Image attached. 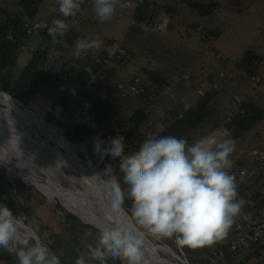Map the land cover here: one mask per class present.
I'll return each mask as SVG.
<instances>
[{
	"label": "rangeland",
	"instance_id": "rangeland-1",
	"mask_svg": "<svg viewBox=\"0 0 264 264\" xmlns=\"http://www.w3.org/2000/svg\"><path fill=\"white\" fill-rule=\"evenodd\" d=\"M138 1L139 0H120V4H122L123 7L118 8L117 12L110 20L101 23L98 21L94 13L92 0H84V2L82 3L83 7L81 5V9L79 11L80 18L74 21V24H79V32L77 36H75V38H71L72 42H67L64 45L65 58L61 63L64 66L69 67V65H71V63L75 61V68H79V64L88 62L89 57H93V53L91 51L90 56L87 55V53L79 58H76L72 55L75 42L78 39H86L89 37L99 38L102 41V46L100 49H103L107 45V43H105L106 40H111V43H117L122 46H130L132 38L129 39V42L128 40H126V34L130 31ZM157 1L158 6L161 8H164V6H175L177 8V12L173 14L172 22H170L169 17L165 18L163 20L164 23L159 26L162 27L160 28V30L153 29L154 31H158V34L157 32L156 35L152 33L151 37L139 35L136 33L135 40L139 45L138 47L133 45L131 48L132 50H139L137 55L142 53V49H145L147 52L150 53L149 55H151V58L154 59L155 57L153 55L159 54V43L161 44V42L163 41L170 48V50L166 52L164 51L165 54H163V56L166 59L169 58V60L175 61L176 64L185 63L187 66H189L192 72L191 79L183 80V78L179 77L173 79L172 86L170 89H172L171 94H176L179 96V99L176 102L172 103L170 98L164 97L165 92H167L168 90H164L160 94L159 99L154 100L155 103L153 104L152 114L157 115V120L161 119V122L166 119V123H164V127H166L169 125V123L172 122V117L169 111L171 108H173L177 104H181V102H188L191 105H195L201 97L198 94V90H206L209 86H211V83L209 81L206 82L205 80L201 79L202 71L205 75L217 73L220 70V67L218 66H221V64H225L222 63V61L220 60L224 57L227 58L229 62L226 63L227 67H224L223 65L222 68H227L226 71H228L229 73L231 71L230 67L232 66V61H235L248 54L264 55V0H215L218 3V10L210 11L204 16H201L202 14L196 8H193L182 0ZM0 5L9 11H13L15 8H17L16 2L14 0H0ZM56 7H58L57 0H42L39 11L36 16L37 19H46L50 16L51 13H53L52 11ZM90 19L94 20L95 22L89 23ZM210 22L214 23L216 28H218L221 33L219 36H208L205 41L200 42L199 39L203 38L202 35L197 34V27L202 25H208L210 24ZM194 24H196L197 27H195ZM83 25L89 28L90 33L85 30ZM170 29L175 30L177 32H181L183 36H179L177 33L174 32H168V36L165 37L163 32H166ZM204 29L205 31L209 32V29L205 27ZM186 37H190V43H185L186 41L184 39ZM196 42H199L200 45L195 44ZM184 43L186 44V48L184 47ZM192 52H194L193 56L191 54ZM19 54L20 57L15 61L14 65L10 67L9 72H7V75L4 77V84L6 85V88H9L14 85V83L24 70L25 66L28 64V50H21L19 51ZM184 54L185 56L181 58V56ZM184 58H186L187 60L190 59V61H184ZM93 60L95 61L94 58ZM134 60L135 58L132 59V63L134 62ZM49 63L52 64V61L49 60ZM107 63L108 64L104 66V69L106 66V69L113 68L119 72V75H121L120 80L115 79L114 77L112 79H108L111 84L119 85V90H127L131 86V81L134 77H136V75L130 74L138 73V77L141 78L142 81L145 80L147 76V74L143 71L133 72L131 69V65H127L125 63H121L112 59L109 60ZM163 65L165 66V64ZM234 70L236 71L235 68ZM94 73L98 74L100 73V71L94 69ZM52 80V72L48 74H42L41 79L37 80L30 87L32 92L31 95L27 94V96H25L24 98L27 100V104L29 107H31V109H27L19 101L13 100L9 97L7 98L6 95L3 96V94L1 93L0 105H13L18 106L22 109L29 110L33 115V118L37 120V130L39 131V128L43 129L48 134V136L45 138L50 139L51 143L55 147L63 149V147L59 143V140L65 141L62 140V138L64 139L63 134L53 125L49 124L54 123L49 122V120H55L57 123H59L62 126L61 129L64 130L63 133L68 138L66 129L63 128L65 127V124L63 123L62 119L64 118L66 121H79L80 115H78V117L74 116V118L71 117L70 119H67L63 111L61 112L60 108L56 107L58 109L54 108L52 110L53 105H50V103L52 104L53 101H51V98L45 100L44 102L41 101V99H37L38 97L34 93L36 87L38 85L41 86L43 84L42 86L46 88L44 90L48 91L50 89L48 86L52 85L50 82ZM249 82L252 86H256L252 80ZM1 83L3 88V80L1 81ZM219 85V88L221 89V94L219 95V97H217V99L219 101H225L227 93H225L224 90L229 91L230 89L223 82H220ZM57 86L58 88H63L60 81H58ZM132 95L133 94H128L127 97H131ZM137 95L138 93L135 94V96ZM73 105L74 104H72L71 106ZM138 107L139 103L132 107V112L135 111ZM166 108H168V111H165ZM35 111L39 112L40 114H44L45 118L43 117L44 119H41L36 113H34ZM212 120H214V118ZM212 120L208 121L207 123H204L202 126H196L188 135V137H186L189 143H192L195 139L199 138L200 136L212 133V131L214 130L213 125L211 124ZM154 129L157 131L161 130L160 124H156L154 126ZM52 135L56 136L57 139H53ZM223 139H231L235 143V151L231 156V159L233 160V167L231 169H234L240 165L255 169L258 168V165L255 162L257 156L254 151L257 150L260 155H264V120L257 121L255 125L248 131L244 132L242 136L234 137L233 134L229 132L223 137H221L219 140ZM133 140L134 139L125 141L126 154H129L132 150L131 148L133 147ZM71 142H73V144L75 145L76 154L79 155L84 160V162L88 163L89 165H93V167L99 170L101 169L102 171L109 164H111L115 174H119V172L116 173V170L119 167V160H112L111 156H107L103 159L98 158L96 162H94L95 164H92L90 160L88 161L86 159V150H88V146L82 141ZM12 144L13 142L5 139V137L3 136H0V155L6 156L10 160V162L12 161L14 164L19 161L21 162V165L30 167L32 171L46 177L47 174L41 171V165L39 162H36L33 157L29 154L23 156L21 154L19 155V152L15 149L14 145ZM25 162L29 165H27ZM14 166L15 165H13V167H11L10 169L8 166H5L0 160V167H3V169H5L10 175L14 176L15 178L17 177L21 179L25 184L31 186L33 189L30 190L28 194L32 197L31 199L33 203L31 205L33 206L31 209L33 210V213L32 215L30 214V216L22 215L21 217L26 219V223L31 222L33 225H39L38 235L40 239L50 249L55 251L57 254H60L62 264H74L75 259L78 257V255H80L81 253H86L87 245L95 243V238L98 234L97 231L86 229L85 224H90V222L84 221L79 215H77V213H75L71 209H68V206L65 204L64 199L49 195L45 191L39 189L37 185L27 182L14 169ZM257 172L258 176L256 180H254L252 187H254L255 189H261L264 186V174H261L260 170L258 169ZM102 177L108 179V177L104 176L103 174ZM37 192L40 193L39 198L42 197L41 195L45 197L46 201L44 203H41L36 198V195H38ZM59 204L62 206V208L57 207V205ZM70 213L76 215L80 219V222H78L77 224L78 232L76 233H73L70 228L67 229L65 227V225H68V223L71 224L73 221L72 219H69ZM89 231L92 232V235L86 237L85 233ZM58 235L62 236L60 238H57ZM236 236H238V233L234 231V228L232 226L227 236L223 240H221V242L230 243L234 238H236ZM55 241H57L56 245L52 246L51 248V245ZM152 241L155 244L163 245L166 249L168 248L167 250H158V252L162 251L165 253V257L161 256L160 254L161 259L165 261L170 260L176 262L174 259H179V257H181L182 260L185 261V264H188L187 259L184 257V255L180 256L169 245H166L164 243H158L154 240ZM4 250L5 249L0 248L1 252ZM248 254V249L243 250L240 252L239 255H235L234 259H239V257L244 259L247 257ZM224 260L225 259L217 263L226 264ZM249 262L250 264H264V257L258 259L255 258L253 260L251 259L250 261H248L247 264H249ZM0 264H16V262H9L6 259H0ZM108 264H121V262L113 261L110 259L108 261Z\"/></svg>",
	"mask_w": 264,
	"mask_h": 264
},
{
	"label": "clouds",
	"instance_id": "clouds-1",
	"mask_svg": "<svg viewBox=\"0 0 264 264\" xmlns=\"http://www.w3.org/2000/svg\"><path fill=\"white\" fill-rule=\"evenodd\" d=\"M84 0H57L62 18L52 19L47 27L53 42L70 31L69 18H75ZM99 22L110 20L120 0H92ZM99 38L78 39L72 55L81 57L99 51ZM235 143L219 140L214 133L200 136L192 143L172 135H149L139 149L125 153L123 135L109 137L107 147L97 139L94 152L101 159H119L122 181L109 164L102 174L110 193L111 212L119 214L125 200L130 212L146 232L175 238L178 246L192 249L211 246L223 240L240 214L244 201L239 197L236 177L230 172ZM94 244L87 245L74 264H143L142 240L121 225H94ZM39 225L26 223L12 208L0 204V248L16 257V264H62L60 254L50 249L38 235ZM86 232L85 236H91Z\"/></svg>",
	"mask_w": 264,
	"mask_h": 264
},
{
	"label": "trees",
	"instance_id": "trees-1",
	"mask_svg": "<svg viewBox=\"0 0 264 264\" xmlns=\"http://www.w3.org/2000/svg\"><path fill=\"white\" fill-rule=\"evenodd\" d=\"M14 1L16 2L17 8H15L13 11H9L0 5V79L1 81L3 80V88L6 91L18 96L19 98L27 102L24 97L27 96V94L31 95L32 92L30 87L39 79L40 70L42 69L46 61H48L47 52L53 47L55 43L53 42L52 37L48 35L47 29L43 30L40 33L42 36L41 39L38 36L33 35V41L37 43L36 50L33 52V55L30 58L28 64L25 66L24 70L22 71L14 85L6 88V85L4 84V77L7 75V72H9L10 67L14 65L15 61L17 60L19 51L22 50L21 45L27 43L32 39V37L27 34V31L25 29L24 18L26 16L30 17L31 19L37 18L36 16L42 0ZM182 1L192 6L193 8H196L202 14L201 16L208 14L210 12V9L213 6H217L218 4L215 0ZM175 12H177V8L175 6H164V8H161L158 6L157 0H139L136 5V11L133 17L134 19L132 30L136 31L139 34H145L146 31H148L150 28H155L159 22L167 17H169L170 22H172L173 14ZM78 17L79 15L77 14L75 18H69L68 23L71 24L70 31L60 38V46L56 50H61L62 48H64V45L67 42H72V37L69 36L71 34L73 35L74 33L72 32L74 29V27L72 26V21L74 19H77ZM54 18L62 17L59 16L58 12L53 11L51 18L49 19V23H51L52 19ZM194 26L197 27V25ZM203 26L208 29V25ZM220 33L221 32L219 30L212 26V28L209 29V32L206 31L204 34H202V38L206 40L208 36H219ZM123 49L126 50V48ZM126 56L127 50L126 54L123 55L120 59L113 57L112 60L122 62ZM94 63L101 65L104 62L103 60H100V62ZM66 68L74 71V69L72 68ZM146 74L147 76L143 81L138 76L134 77L132 80L133 83L135 79H139V81L142 83L141 87H139L138 92V97L141 99L142 107L137 108L130 115L126 123H117V121L115 125H112L114 123H111L108 128H103L104 130L102 129L99 132H94L82 119H80L79 121H66L64 118L62 119L63 123L65 124V127L63 128L66 129L68 139H70L71 141L84 142L88 146V151L93 162H96L98 158H101L99 154H96L94 152V145L97 139L104 141L105 147H107V141L109 137L123 135L125 137V141L134 139L132 142L134 148H131L132 150L129 154L138 150L141 143L146 139L144 136H140L138 131L141 125L149 117L148 107L152 101L157 99L161 90H163L171 83V80L174 79L176 73L174 71L169 74L167 73V71L161 72L160 70H148ZM247 74L251 77L253 72H249ZM212 79L213 83L201 96L200 100H198V102L194 106L189 107L184 112L182 107L175 108L172 111L173 122L163 130H161L159 133H157V135H172L178 138H186L196 126H202L204 123H207L214 118L211 124L213 125V127H216V131L214 134L217 136V138H220L221 136L229 132H231L234 137H239L242 136L244 132L251 129L257 121L264 120V104H259V101L256 100V95L251 96L249 99H244L240 95L241 101L239 102H235L234 96L232 95L226 106H223V108L221 109L217 108V104L223 102L217 99V97H219V95L221 94V89L218 87H214L215 81L213 77ZM75 80L77 82V88L80 89L83 83L81 81L83 80H77L76 74ZM101 88L107 91V93L105 95L101 94L100 102L94 105V109L98 116L97 118L100 122L101 113L105 108L127 97L121 94V89L119 91L118 86L111 87L106 82H101ZM61 91L63 90L61 89ZM153 94L156 95L152 96ZM6 96L7 98H12L8 95ZM71 105L72 102L70 95L64 91L55 99L53 107L60 108L61 112L63 111L64 115H66L67 112H71L73 116L78 117V115H80L78 107L75 104L73 106ZM182 112L183 115L181 116L180 114ZM49 122H54L55 124L62 127L55 120H49ZM39 129L43 137L48 136L47 132H45L41 128ZM62 134L67 142L73 143L66 139L64 133ZM0 160L5 166H8L11 169V167L4 162L1 155ZM255 170L257 175V169ZM117 172H119V167L116 170V173ZM122 175L123 174L119 172L117 176L121 179V183L123 185ZM256 178H252L244 185H242L241 187L243 188V192L241 190V193L250 197L254 201H258L259 199L264 200L262 192L252 190V181L253 179L256 180ZM30 190H33L31 186L25 184L21 179L17 177L15 178L14 176L10 175L5 169H3V167H0V204H6L10 208H12L14 214H16L18 217H21L22 215L30 216V214L32 215L33 213V210L31 209L33 206L31 205L33 203L31 199L32 197L28 195ZM248 191L251 192L250 196V193L248 194ZM37 194L38 195H36V198L41 203H44L46 201L45 197L41 195L42 197L39 198L40 193L37 192ZM57 207L62 208L60 204L57 205ZM123 207L129 213V215H131V201L125 200ZM132 218L137 227L143 230L136 223L134 217ZM69 219H72L73 221L71 224L68 223V225H65V227L67 229L70 228L73 233L78 232L77 224L78 222H80V219L72 213L69 214ZM85 226L86 229L97 231V229L90 224H85ZM61 236L62 235H58L57 238H60ZM147 236L151 240H154L158 243L169 245L180 256L184 255V257L187 259L188 264H212L209 261L211 251L220 247L226 248L229 245V243H223L219 241L211 246L192 249L188 247L178 246L175 238L159 237L154 236L150 233H148ZM57 241H55L51 245V248L52 246L56 245ZM240 252L241 251H238L237 255H239ZM248 252L249 254L244 259L240 257L239 259H234V257L231 256L232 254H228L225 257L224 262L226 264H247L251 259L253 260L255 258L258 259L264 257V244L254 245L253 247L248 249ZM159 253L161 254V256L165 257L164 252L160 251ZM0 259H6L9 262H16L15 255L8 250H4L2 252L0 251ZM174 260L178 264H183L179 259Z\"/></svg>",
	"mask_w": 264,
	"mask_h": 264
},
{
	"label": "crops",
	"instance_id": "crops-1",
	"mask_svg": "<svg viewBox=\"0 0 264 264\" xmlns=\"http://www.w3.org/2000/svg\"><path fill=\"white\" fill-rule=\"evenodd\" d=\"M82 7H83V5H82ZM217 7H218V4H217V6H213L210 9V11H217L218 10ZM78 15H79L78 18H80V14L79 13H78ZM51 16H52V13L46 19L51 18ZM75 20L76 19H74L72 21V26L74 27V29L72 31V32H74L73 35H69L68 34L70 37H73L74 36L73 38H75V36H77V34L79 32V29H78L79 28V24H77V25L74 24V21ZM89 21H88L89 23H94L95 22L94 20H91V19ZM162 21L159 22L156 25V27L153 28V29L160 30L159 26L164 23V21L163 22ZM132 24H133V21H132ZM132 24H131V27H130V31L127 32V34H126V40L129 41V39L132 38V41L131 42L129 41L130 42V46L129 45L122 46V45H119L117 43H111L112 42L111 40H106L105 43H107V45L103 49H100L99 51H91L93 53V57H89L88 62L79 64V66H78L79 68H75L76 62L73 61L71 63V65H69V67L72 68V69H74L75 74H76V79L77 80L78 79L83 80L81 82H84L86 79L96 78V79L100 80V82H106L111 87H117V86H119V85L111 84L109 82V80H108V79H112L113 77L115 79L120 80L121 79V75H119V72L117 70L113 69V68H110V67H109L110 69H106L107 66L104 69V66L106 64H108L107 62L109 60H111V59H108L107 56L109 54L116 53L118 51L119 47L126 48V50H127V56L124 58V60L121 63H125L127 65H131V69H132L133 72L134 71H137V72L143 71V72L147 73L148 70H160L161 72L167 71V73L170 74V73H172L174 71L176 73L175 76H174V78L179 77V78H183V80H187V79H191L192 78V72H191L189 66H187L185 63L184 64H176L175 61L169 60V58H167L168 59L167 60L163 56V54H165L166 51L170 50V48L163 41L161 42V44L159 42H157V43H159L160 51H159V54L158 55H153L155 57L154 59L151 58V55H149L150 53L147 52L145 49H142V53L139 54V55H137V53H138L139 50H132V48H131L133 45H135L137 47L139 45L136 42V40H135L136 39L135 38V34L137 32L134 31V30H132ZM194 25H196V24H194ZM209 25H212V26H214L216 28L215 24L212 23V22H210V24H208V26ZM83 27L85 28V30L88 33H90V30H89L88 27H85L84 25H83ZM153 29L150 28L148 31L145 32V34H139V33H137V34L143 35V36H147V37H151L152 36V33L154 35H156V32H157V34H158V31H154ZM172 29H170V30H168L166 32H163L164 33V36L167 37L168 36V34H167L168 32H174V33H177L179 36H183V34L181 32H177V31L172 30ZM216 29L219 30L218 28H216ZM189 38L190 37H186L184 39L186 41L185 43H190L189 42ZM199 40H200V42L201 41H205L204 38L203 39H199ZM185 43H184V47L186 48V44ZM195 44L200 45L199 42H196ZM64 48H62L61 50H55V49H53L54 59L52 57H48V61H46V63L43 65L42 69L40 70V73H39L40 75H39V79L38 80L41 79L42 74H48V73L52 72V79L53 80L50 81L52 85L48 86L50 89L48 91L44 90L46 88L44 86H42L43 85L42 84L41 86L38 85L36 87V90L34 91V93L38 97L37 99H39V100L41 99V101H43V102L45 100L51 98L52 99L51 101H53V102H52V104L50 103V105H53V103L55 102V99L59 95H61V93H63L64 91L67 93V91L65 89L62 88L63 91H61V88H58V86H57V84H58V80L57 79L58 78L56 77V74H55L56 67L58 66L57 64H59V65H61L63 67H66V66H64L61 63L64 60V58H65ZM28 52H29V59L28 60H30V58L33 55V52L32 51H28ZM184 53H185V51H184ZM193 53L194 52L191 53L192 56H193ZM151 54H152V52H151ZM83 55H85V54H83ZM87 55L90 56L91 53L88 52ZM183 56H185V54L182 55L181 58H183ZM258 56H261V55H249L248 54V55H246L244 57H241V58H239V59H237L235 61H232L231 62L232 66L230 67L231 71L229 73H228V71H226L227 68H222L223 65L225 67L226 66V63L229 62V60L227 58H224V57L222 59H220V60L222 61V63H225V64H221V66H218V67H220V70L217 73H212L211 75H205L203 73V71L201 72V74H202L201 75V79L202 80H205L206 82L209 81L212 84L213 83L212 77H213L214 78V81H215L214 87H218L219 88L220 87V85H219L220 82H223L230 89L229 91L228 90L227 91L224 90L225 93H227L226 100L223 101V102L218 103L217 106H216L217 108L221 109V108H223V106H226L228 104V101H229L230 97L232 95L234 96L235 94L241 95L244 99H249L251 96L256 95V100L259 101V104H261V105L264 104V88H263V86L261 84H259V83L254 82V81L253 82H254V84L256 86H252L250 84V82H249V81L252 80L251 77L247 74V72H245L243 74H239L238 73V68H237V66L235 64L237 61H239L241 59H249L250 57H258ZM19 57H20V54L18 55V58ZM93 58L95 59V61L93 60ZM134 58H135V60L132 63V59H134ZM100 59L103 60V62H104L103 64L98 65V64H95L94 63V62H96V63L97 62H100ZM49 60L52 61V64L49 63ZM184 61H190V59L187 60L186 58H184ZM163 64H165V66ZM234 68L236 69V71L234 70ZM94 69L99 70L100 73H98V74L94 73ZM220 72H224L225 75L222 76V77H220L219 76V73ZM130 75H136V76H138V73H136V74H130ZM216 76H217V78L215 79ZM47 79H49V78H47ZM172 81H173V79L171 80V83L168 86H166V88H164L163 90H161L160 94L164 90H168L167 92H165L164 97L170 98L171 101H172V103H174V102H176L179 99V96L176 95V94L175 95L171 94V90L172 89H170V88L172 86ZM206 90L199 89L198 90V94L200 96H202L205 93ZM160 94H159V96H160ZM159 96L157 97V99H159ZM137 103H139V107H142L141 99L138 97V95L135 96V94H133L131 97H126L125 99H121V100L117 101L115 104L110 105L107 108H105L103 110V112L101 113V127H102V129L103 128H108L109 125H111V122L113 121V118L114 117H117L118 118V122L117 123H126L127 120H128V118L130 117V115L134 112V111L132 112V107L134 105H136ZM154 103H155V101H152L150 103V105L148 107L149 117L141 125V127L139 128V131H138V133L140 134V136H144L145 138H147L149 135H157V133H159L161 130H163L165 128L164 127L165 126L164 123H166V119H164V121L161 122V119H158L157 120V118H158L157 115L152 114L153 104ZM184 105H189L190 107L191 106H194V104L191 105L188 102H181V104L175 105L173 108H171L169 110L170 111V115L172 117V122H173V116H172L173 114H172V111L175 108H177V107H180V108L182 107L183 108ZM54 108H56V107H52V110ZM56 109H58V108H56ZM165 111H168V108H166ZM65 117L67 119H70L71 117L74 118V116L71 114V112H67V114H66ZM171 123H169V124H171ZM115 124L116 123H114L112 125H115ZM156 124H160L161 130L157 131V130L154 129V126ZM213 129L214 130L212 131V133H215L216 127H213ZM223 136H221V137H223ZM220 138H218V139H220ZM255 162L258 165V168L257 169L260 170L261 174H264V159L262 158L260 160H257V158H256V161ZM240 166H242V165H240ZM240 166H238V167H240ZM238 167H236V168H234L232 170H236ZM244 167H246V166H244ZM257 176H258V173L254 177V179ZM254 179H253V181H254ZM253 181H252V183H253ZM252 190L260 191V192H262V194L264 196V186L261 189H255L254 187H252ZM242 192H243V188H242ZM248 194L250 196L251 195V192L248 191Z\"/></svg>",
	"mask_w": 264,
	"mask_h": 264
},
{
	"label": "bare ground",
	"instance_id": "bare-ground-1",
	"mask_svg": "<svg viewBox=\"0 0 264 264\" xmlns=\"http://www.w3.org/2000/svg\"><path fill=\"white\" fill-rule=\"evenodd\" d=\"M49 19L40 20L49 21ZM134 83L135 81L131 85ZM0 93L10 96L6 92L0 91ZM189 107L188 105L185 108L184 105L183 112ZM183 112L180 114L181 116ZM36 114L44 119L42 115ZM37 125V120L33 118L29 110L13 105H0V136L13 142L12 145L19 155L29 154L36 162H39L41 171L47 174L46 177L32 171L30 167L21 165L19 161L16 164L10 162L6 156H2L4 162L10 167L15 165L14 169L27 182L37 185L39 189L49 195L64 199L68 209L77 213L84 221L93 225H104L113 216L120 224L123 223L124 228L131 227L130 217L127 213L123 210L118 215L111 212L110 193L105 181L99 179L97 168L84 162L76 154L73 143L62 138L65 141L59 140V143L63 149L55 147L50 139L43 137L37 130ZM52 136L53 139H57L56 136ZM241 190L242 187L240 193ZM99 197L104 199L106 208L100 206ZM138 237L144 240H142L143 264H176L174 261L161 259L158 250H167L168 248H155L152 244H149V247L145 238L147 236L138 235Z\"/></svg>",
	"mask_w": 264,
	"mask_h": 264
},
{
	"label": "built area",
	"instance_id": "built-area-1",
	"mask_svg": "<svg viewBox=\"0 0 264 264\" xmlns=\"http://www.w3.org/2000/svg\"><path fill=\"white\" fill-rule=\"evenodd\" d=\"M45 25H50L49 21H42L40 19L35 20L28 16L24 18L25 29L32 39L21 45L22 50L32 52L36 50L37 43L33 41V35H36L41 39L42 36L40 33L47 29ZM211 28L212 25H209L208 29ZM205 32L203 25L197 27V34L202 35ZM60 38L61 37H58L56 39L53 47L47 52L48 57L54 59L53 49L56 50L60 46ZM125 54L126 50L119 48L116 53L109 54L107 58L112 59L113 57H116L117 59H120ZM235 64L238 68L239 74L253 72L251 75L252 81L261 84L264 88V55L250 57L249 59H241ZM57 65L58 66L55 70L56 77L62 84L63 88L69 93L72 104H75L78 107L80 119L84 120L92 131H101V122L97 118L98 116L94 109V105L100 102L101 94L105 95L107 93L101 88V82L95 78H89L85 80L80 89H78L75 80V71L59 64ZM224 75V72L219 73L220 77ZM141 85L142 83L139 79H136L135 83L132 84L130 88L127 90L121 89V94L125 96H128V94H137ZM155 95L156 94H153L152 96ZM234 100L235 102L241 101V96L235 94ZM187 107L188 105H185V108ZM117 121L118 118L114 117L111 123H116ZM254 153L257 156V160L264 159V156L260 155L257 150H255ZM230 172L236 177L239 197L244 201L242 210L233 224V228L235 232L238 233V236H236L226 248L220 247L212 251L209 256V261L212 264H216L225 259L228 254H232L231 256L234 257L237 255L238 251L250 249L254 245L264 244V200L259 199L258 201H254L250 197L240 193L241 186L256 176V170L240 166L236 170H230Z\"/></svg>",
	"mask_w": 264,
	"mask_h": 264
},
{
	"label": "water",
	"instance_id": "water-1",
	"mask_svg": "<svg viewBox=\"0 0 264 264\" xmlns=\"http://www.w3.org/2000/svg\"><path fill=\"white\" fill-rule=\"evenodd\" d=\"M0 91H2V92H6L7 94H9L12 98H14V99H17L24 107H26L27 109H31V107H29L28 106V104H27V102H25L24 100H22V99H20L18 96H16V95H14V94H12V93H10V92H7V91H5L3 88H2V83H1V79H0ZM33 110V109H32ZM34 111V110H33ZM36 112V111H35ZM36 113H38L39 115H42L44 118H45V115L44 114H40L39 112H36ZM46 120V119H45ZM47 121V120H46ZM49 123V122H48ZM49 124H51V125H53L55 128H57L59 131H61L62 133L64 132V130H62L61 129V127L59 126V125H57V124H52V123H49ZM66 139H68L67 137H66ZM68 141H70L69 139H68ZM87 151V153H86V159L89 161H91V163L93 164L94 162H93V160L91 159V157H90V154H89V152H88V150H86ZM97 171H98V173H99V179H101V180H103V181H106L107 179H105V178H103L102 177V175H101V172H100V170L99 169H97ZM100 198V206L101 207H103V208H106V205H105V201H104V199L102 198V197H99ZM125 213H127L128 215H129V213L124 209V207H123V209H122ZM129 217H130V226L131 227H129V228H126L127 230H129V231H131L133 234H135V235H143V237H145V236H147V232H145V231H143V230H141V229H139L138 227H137V225L134 223V221H133V218L131 217V215H129ZM108 223H111V224H119V225H122V227H123V223H119L118 221H117V219L115 218V217H111V219H110V221L108 222ZM91 224V223H90ZM93 225V224H92ZM140 238V237H139ZM146 238V240L148 241L147 243H148V245L149 244H152L155 248L157 247V248H162V247H164L163 245H160V244H155L148 236L147 237H145ZM141 239V238H140ZM141 240H143V239H141ZM144 241V240H143ZM143 241H142V243H143ZM145 244H146V241H145ZM149 247H150V245H149ZM160 254V253H159ZM179 260L183 263V264H185V261L184 260H182V258L181 257H179ZM176 264H178L177 262H176Z\"/></svg>",
	"mask_w": 264,
	"mask_h": 264
}]
</instances>
